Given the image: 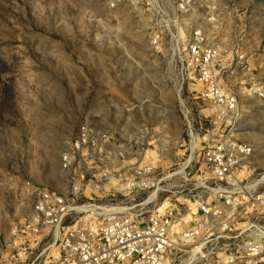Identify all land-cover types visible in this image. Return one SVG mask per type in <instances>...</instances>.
Wrapping results in <instances>:
<instances>
[{"label": "rangeland", "instance_id": "obj_1", "mask_svg": "<svg viewBox=\"0 0 264 264\" xmlns=\"http://www.w3.org/2000/svg\"><path fill=\"white\" fill-rule=\"evenodd\" d=\"M184 1L166 2L167 29L135 0H0L3 169L18 174L23 184L67 199L78 181L74 206L88 210L73 213L70 222L98 223L102 216L94 214L101 210L140 221L169 215L173 233H179L199 221L196 239L164 264H264V0ZM260 2L263 102L252 96L239 100L225 86L221 49L215 80L236 95L239 113L219 115L200 98L203 84L186 65L187 38L200 21L213 35L212 23L202 19L206 6L217 18L228 3L242 14L245 4ZM182 18L187 25L176 24ZM160 30L159 44L152 45L151 34ZM245 86L249 95H262L260 84ZM226 139L248 147L228 186L214 178L203 159L207 149ZM64 152L73 156L69 170L60 165ZM24 197L30 210L33 199ZM224 197L230 204L220 214L201 215L199 203L214 209ZM21 242L16 239L8 251L52 244L48 238ZM249 242L257 256L249 254ZM50 250L54 254L56 247ZM18 251L10 264L24 261Z\"/></svg>", "mask_w": 264, "mask_h": 264}, {"label": "built area", "instance_id": "obj_2", "mask_svg": "<svg viewBox=\"0 0 264 264\" xmlns=\"http://www.w3.org/2000/svg\"><path fill=\"white\" fill-rule=\"evenodd\" d=\"M167 1L169 2V0H135L146 6L151 14L158 16L160 26L170 29L167 24L170 19L169 10L165 5ZM183 3L187 5L188 0ZM206 8L207 11L202 19L212 22L213 11L209 6ZM176 24L187 25L183 18ZM162 34L163 30L152 33L151 44L158 45ZM171 37L174 38L175 35L171 33ZM186 50L188 53L186 65L193 66L194 71L199 75V81L203 84L200 98L212 103L219 115L229 114L231 117L238 115L236 95L215 80L221 47L214 37L209 35L208 29L201 21L195 23L191 36L187 38ZM179 66L184 67L183 61ZM83 142L86 140L76 141L75 149H78ZM230 145L232 148L235 147L233 151L226 149V146ZM71 151L73 153L74 149L72 148ZM247 153L246 145L226 139L221 145L207 149L203 159L214 178L228 186L234 181L235 170ZM72 158L73 156L68 152L61 154L60 165L63 170L70 169ZM80 179H83L82 175ZM22 185L26 193L31 195L33 202L26 215L11 222L8 230L9 241L3 239L0 230V260L4 258L6 252H9L4 260L5 264H10L11 260L19 255V249L24 252L25 258L18 264H164L180 246L193 241L199 234V221L193 228L173 233L169 215H152L140 221L128 214H115L101 209L100 212L95 211L94 208L99 207L90 210L95 211L96 217L102 216L100 222L90 223L85 220L70 222L67 219L73 213L88 210L84 205L74 206L73 198L78 192V181L72 182L73 197L70 199L40 185H32L28 181ZM229 204L228 197H224L221 204L214 209L207 204L199 203L198 210L203 217L217 216L222 208ZM45 238L50 239L52 244L38 249L12 247L8 251V246L14 244L16 239H20L22 245L31 240L39 244L44 242ZM52 246L56 247L54 254L50 250ZM247 249L251 256L258 255L252 242H249Z\"/></svg>", "mask_w": 264, "mask_h": 264}, {"label": "crops", "instance_id": "obj_3", "mask_svg": "<svg viewBox=\"0 0 264 264\" xmlns=\"http://www.w3.org/2000/svg\"><path fill=\"white\" fill-rule=\"evenodd\" d=\"M252 11L257 14L252 16ZM242 12L237 13L234 4L228 3L221 16L212 18L214 29L211 33L226 53L220 62L221 71L227 73L225 86L232 89L239 100L252 96L263 102V2L247 3ZM238 71L240 74L234 76ZM249 82L252 85L260 84L262 95H249L245 86ZM4 162L5 159L0 154V230L3 239L9 241L11 222L30 210L20 176L5 173Z\"/></svg>", "mask_w": 264, "mask_h": 264}, {"label": "bare ground", "instance_id": "obj_4", "mask_svg": "<svg viewBox=\"0 0 264 264\" xmlns=\"http://www.w3.org/2000/svg\"><path fill=\"white\" fill-rule=\"evenodd\" d=\"M150 184V183H149ZM151 196H152V194H151Z\"/></svg>", "mask_w": 264, "mask_h": 264}]
</instances>
